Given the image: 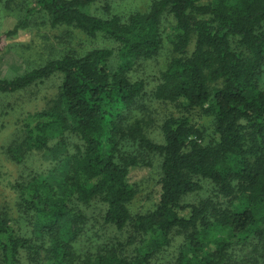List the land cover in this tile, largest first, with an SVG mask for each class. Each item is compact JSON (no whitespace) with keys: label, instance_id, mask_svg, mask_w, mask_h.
I'll list each match as a JSON object with an SVG mask.
<instances>
[{"label":"trees","instance_id":"1","mask_svg":"<svg viewBox=\"0 0 264 264\" xmlns=\"http://www.w3.org/2000/svg\"><path fill=\"white\" fill-rule=\"evenodd\" d=\"M22 1L23 18L4 37L27 31L42 12L52 27L101 36L115 48L66 53L0 78L4 94L60 79L58 94L23 120V136L6 151L17 165L48 153L52 166L11 183L32 236L1 210L0 264H22L24 251L36 264H151L158 254L168 264H264V0H156L127 19L88 14L99 0ZM166 14L175 24L165 33ZM166 43L170 60L148 92L134 67L159 57ZM147 99L181 108L160 125V143L145 133ZM196 110L212 118L207 143ZM156 165L159 202L132 215V172ZM204 182L219 198L186 203ZM92 202L104 207V225L131 230L126 243L114 238L93 252L78 249L86 229L79 207ZM237 249L250 254L239 258Z\"/></svg>","mask_w":264,"mask_h":264},{"label":"rangeland","instance_id":"2","mask_svg":"<svg viewBox=\"0 0 264 264\" xmlns=\"http://www.w3.org/2000/svg\"><path fill=\"white\" fill-rule=\"evenodd\" d=\"M156 0H99L86 9L92 16L107 18L117 15L127 19L135 13H145ZM110 7V13L105 12V7ZM24 7L22 0H3L0 4V78L12 80L38 69L48 61L62 57L66 53L75 52L83 55L88 51L98 48H115V45L105 38L98 36L89 38L82 32L67 27H52L50 18L42 12L34 13L30 18L27 31H21L17 36L6 38L3 35L12 30L23 18ZM175 21L166 14L163 27L169 32ZM193 45L189 51L193 50ZM172 47L166 43L159 57L148 62H138L133 70L134 78H141L147 82V91L150 92L157 84L160 71L170 60ZM60 79L51 78L43 83L14 94L0 93V211L5 210L10 214L25 236H32V221L28 215L20 212L16 205V194L10 188L11 183L26 178L35 170L42 172L51 168V157L48 153H37L29 156L24 164L17 165L10 160L6 151L18 138L23 136L22 122L30 114L44 110L49 102L58 94ZM148 109L146 119L151 123L146 126L145 133L156 143L162 142L160 125L168 116L181 115V108L175 105L145 100ZM196 123L204 130L203 141H210L212 136V118L203 115L202 111L193 112ZM76 139L71 137L69 147L73 149ZM132 182L137 188V195L130 205L132 215L144 214L151 211L159 202L161 194L160 172L158 165L153 168L133 170ZM219 198L216 188L204 182L203 188L197 194L186 198V203H199L200 201ZM222 201H227L222 199ZM80 212L84 214L85 233L78 238L79 250L84 253L98 250L99 242L107 239L118 238L127 242L132 237L131 230L118 231L110 225H104V207L98 202L81 205ZM235 254L244 258L250 254L249 249H237ZM44 256H41V259ZM22 264H36L31 254L24 251L21 255ZM151 264H168L163 255L154 257Z\"/></svg>","mask_w":264,"mask_h":264}]
</instances>
